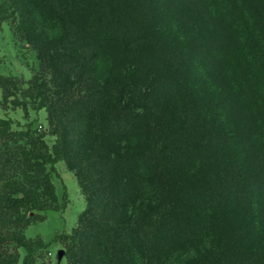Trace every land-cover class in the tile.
I'll use <instances>...</instances> for the list:
<instances>
[{
    "label": "trees",
    "instance_id": "16d2710c",
    "mask_svg": "<svg viewBox=\"0 0 264 264\" xmlns=\"http://www.w3.org/2000/svg\"><path fill=\"white\" fill-rule=\"evenodd\" d=\"M2 22L55 143L0 117V264H49L25 230L59 160L86 203L66 264H264V0H0Z\"/></svg>",
    "mask_w": 264,
    "mask_h": 264
},
{
    "label": "rangeland",
    "instance_id": "374dc122",
    "mask_svg": "<svg viewBox=\"0 0 264 264\" xmlns=\"http://www.w3.org/2000/svg\"><path fill=\"white\" fill-rule=\"evenodd\" d=\"M38 66L36 50L18 38L7 22L0 23V75L16 78L21 86L14 96L7 99L0 88V117L10 120L13 129L30 128L36 134H43L44 141L51 147L55 143V137L49 133L46 110L35 109L25 97L28 81ZM51 166L50 179L54 185L58 208L41 212L42 218L26 228L25 236L29 239L41 238L49 243L46 254L48 259L45 262L66 264L64 248L61 243L52 239L56 234H69L72 231L77 225L79 215L85 210L86 203L74 173L66 163L59 160ZM59 251L63 252L60 259Z\"/></svg>",
    "mask_w": 264,
    "mask_h": 264
},
{
    "label": "water",
    "instance_id": "95a60500",
    "mask_svg": "<svg viewBox=\"0 0 264 264\" xmlns=\"http://www.w3.org/2000/svg\"><path fill=\"white\" fill-rule=\"evenodd\" d=\"M62 254H63V252H62V251H59V252H58V259H60V258H61Z\"/></svg>",
    "mask_w": 264,
    "mask_h": 264
}]
</instances>
